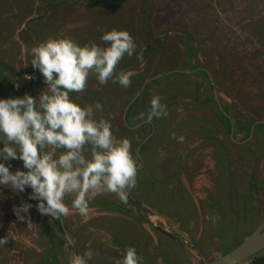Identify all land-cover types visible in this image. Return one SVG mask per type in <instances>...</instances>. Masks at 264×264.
Listing matches in <instances>:
<instances>
[{
	"label": "rangeland",
	"instance_id": "1",
	"mask_svg": "<svg viewBox=\"0 0 264 264\" xmlns=\"http://www.w3.org/2000/svg\"><path fill=\"white\" fill-rule=\"evenodd\" d=\"M92 3L93 0H0V59L13 63L14 68L9 66L12 72L31 82L36 98L46 85L40 71L30 63L31 49L47 38L72 34L75 42L107 47L108 42L101 36L116 29L126 30L136 44V52L132 56L125 54L116 66V72L134 74L129 87L119 88L113 79L100 84L90 73L85 89L70 93L73 102L81 107L89 105L86 92L92 94L94 104L99 102L103 109L94 110L93 118L108 120L117 140L130 141L131 154L138 163L136 187L128 197L131 204L125 205L117 194L105 192L91 200L88 215L81 216L72 207L73 197L66 195L64 203L69 211L62 217L65 222L61 218L59 221L63 232L69 226L70 237L68 231L66 235L71 242L68 246L64 243L61 253L71 255L72 247L74 254L81 251L82 255L89 250L90 242L91 250L98 255L89 264H115L122 259L115 254L122 255V247L127 245L135 248L138 264H202L200 251L211 261L239 244L245 232L264 219V158L251 166L252 153L263 146L264 132H259L261 140L257 144L235 146L243 132L233 136L232 141L226 136V122L220 121L216 109L223 115L224 110L204 103L210 97L208 80L202 75L193 76L196 70L188 74L190 83H201L198 102L193 101L190 91L179 92L171 80L163 79L151 85L148 97L144 92L138 99V109L131 111L129 122L126 120L131 128L124 118L129 113L130 100L140 90V81L194 66L208 71L219 102H227L230 112L236 115L239 110L241 116L251 117L250 132L253 125L264 122V0H125L104 9ZM55 4L53 15L41 13ZM185 37L194 43L192 56L185 47ZM160 40L164 43L158 50ZM145 44L149 47L140 59L141 45ZM142 71L146 74L141 78L138 75ZM10 81L14 88L20 86L11 74ZM156 89L160 90L154 93ZM159 92L163 94L158 95L161 103L170 104L166 108L168 115L154 118L150 130L143 123H148L151 98ZM182 96L185 98L181 102H172ZM141 113L144 119L138 118ZM139 120L145 121L138 124ZM173 132L185 137L184 141L171 138ZM143 142L145 146L138 148ZM161 150L166 154L163 158ZM90 152L91 145H85L82 154L90 158ZM0 162L10 171L22 170L20 160L4 161L0 157ZM2 188L0 185V194ZM17 192L26 196L23 200L29 198L32 189ZM103 201H108L107 207L101 205ZM114 205L124 210H115ZM236 210L240 213L235 215ZM21 215H29L30 222L19 227L26 221L18 220L11 211L6 225L0 209V237L8 236L11 247L7 250L0 245V264H25L28 249L35 255H44L32 213ZM257 254H264V248Z\"/></svg>",
	"mask_w": 264,
	"mask_h": 264
},
{
	"label": "clouds",
	"instance_id": "2",
	"mask_svg": "<svg viewBox=\"0 0 264 264\" xmlns=\"http://www.w3.org/2000/svg\"><path fill=\"white\" fill-rule=\"evenodd\" d=\"M101 40L108 42V46L100 47L95 43L79 46L70 37H49L33 46L30 63L42 74L46 88L40 91L38 98L28 93L22 97L0 98V140L3 141L0 157L4 161L20 160L25 169L17 168L13 172L0 162V185L13 192H23L30 187L29 199L37 201L35 207L40 214L51 218L60 219L68 213L64 203L66 195L73 197L72 207L78 214L87 216L90 201L98 195L115 193L126 205L130 190L136 187L138 163L131 154L130 141L117 140L108 120L93 118L94 109L103 110L99 102L81 107L70 98V93L85 89L90 73L96 75L100 84L113 79L122 87L130 86L133 73L116 72V66L125 54L132 56L136 52L132 36L126 30L112 29L104 32ZM143 52L141 49L138 58H143ZM178 71L184 72H175ZM167 72L172 71L163 75ZM143 89L140 87L128 108ZM150 105L148 122L167 117L166 105L161 103L160 96L153 94ZM138 118L144 119V114ZM124 122L131 128L125 118ZM170 135L179 142L185 139L175 132ZM85 145H91L90 158L82 154ZM46 146H50L51 151L43 152ZM58 148L65 151L54 158ZM165 155L161 150V158ZM31 207L22 202L19 207H13V212L18 220L30 222L21 212L28 213ZM8 239V236L0 237V245ZM88 247L82 255L71 254L69 264H88L98 255L91 250L90 242ZM115 264H138L135 248L129 247Z\"/></svg>",
	"mask_w": 264,
	"mask_h": 264
},
{
	"label": "trees",
	"instance_id": "3",
	"mask_svg": "<svg viewBox=\"0 0 264 264\" xmlns=\"http://www.w3.org/2000/svg\"><path fill=\"white\" fill-rule=\"evenodd\" d=\"M124 1L125 0H93V3L90 4V5H98V6H100V8L102 7V9H104V8L115 7V6L123 3ZM88 2H92V0H88ZM56 7H57L56 4L55 5H50V7H49L50 10L49 11L46 9V10H43L41 13L45 14L46 11H47L48 14L50 12V15H53L54 14L53 10L56 9ZM66 37H68V36H66ZM69 37H71V39L74 38V36L72 34H70ZM60 38H63V36L60 37ZM185 38L187 39L186 42H185ZM185 38H184V42L185 43L184 42L183 43L185 44V47H186L187 52H188V55L192 56L195 53L194 43H193L191 38H187V37H185ZM72 40L75 42L74 39H72ZM76 43L79 46L86 45V44H83L82 42L80 43V41H79V43L78 42H76ZM163 43H164V41H162V40L157 41L156 49L159 50L160 48H163ZM88 45H90V44H88ZM149 45L151 47L153 45V43L152 44L149 43ZM149 45L148 44L141 45V49L148 50ZM153 47H154V45H153ZM1 62H4V61L0 59V63ZM5 64H7V65L6 66H1V64H0V98H9V97H17V96H21L22 97L24 95V93H28L29 95H32L34 97V90H33V86L31 85V82H29L26 79L23 81L20 78H17V76L15 77L16 73L12 72V70L10 71L8 69L9 66L14 68L13 63L5 62ZM193 69H194V66H192L188 71H191ZM171 71L172 72L170 74H167L164 77L163 76H159V77L153 79L151 82H149V83H147L145 85L143 91L138 96H136V98L133 100V102H131V106L129 107V113H127L126 116H125V119L127 120V122H129L131 111L133 112L136 108L138 109L137 101L141 97V95H143L144 92L147 95L149 90H150L151 85L152 84H159V82H161V80H163V79L171 80L172 81L171 82L172 85L174 87H177L179 92L183 91V90L190 91L189 94L192 95L193 101H195V103L198 102L199 95H200L199 86L201 85V83L198 80H195V82L191 81V83H190L191 77H190V74H188L187 70H184V72L183 71L174 72V70L172 69ZM5 73H7V74H5ZM10 74L13 75L16 78V82L19 83L20 86L18 88H14L13 85L11 84ZM144 74H146L145 71H142L138 76L139 77L141 76V78H142V76ZM194 75H202L204 78H206L208 80V88H206V89H207V91H209L210 97L205 98L204 99V103H207V105L209 104L210 106H214L215 108H219L217 103H216V100L214 99V96L212 94V90H211V88H212L211 84L212 83L210 82V76L208 75V73L204 69H198V70H196V72H194L193 76ZM134 77L135 76L133 74L130 79H133ZM182 79L184 80L183 83L180 82ZM116 84H117V87L121 88V85H119V83H116ZM140 85H142V81L139 82V86ZM119 88H117L118 89L117 91H121ZM112 89H114V88H112ZM159 90L160 89L154 90V93L158 92ZM85 91H87V90H85ZM204 93L207 94L206 92H204ZM74 95H76V94H74ZM156 95H163V94H162V92H159V94H156ZM91 96H92V94L89 95L88 92H86V96H85L86 97V101L89 102V105H93L94 106L95 104H94ZM148 96L149 95H147V97ZM94 97H95V95H94ZM183 98H185V96H182V97L178 98L177 100L173 99L172 102H175V103L181 102ZM146 102L147 101H145L144 104ZM165 105H166V108L169 109V105L170 104L166 103ZM216 111H217L218 117L220 118V121H223V120L226 121V136L230 137V133H231V130H232V133H233L234 137L237 135L238 132H243L242 137L239 138L238 141H245V140H247V138H249L251 125L253 124V120L249 119L251 117L248 116V118H247L245 115L241 116V113H240L239 110H237V114L236 115L234 114L233 111L232 112H233L234 115L232 114V112L229 111L230 112L229 115L231 116L230 120H229V119H227V117L225 118V116L222 113H220L219 110L216 109ZM190 117L192 119L193 118L197 119V117L193 116V115H191ZM143 121H145V120H139L138 124H141ZM143 124L145 126L149 127L150 130H152V126H151L150 122H148V123L145 122ZM129 125H131V124L129 123ZM144 125H142L141 127H143ZM257 125H255V127H254V129L252 131V134L250 136V140L244 142L243 144L242 143L241 144H235L234 143L235 146H238V147L240 146L241 147V145H243V146L248 147V146L257 144L261 140L260 137L258 136L259 132L260 131L264 132V130H263L264 129V123H260V124H257ZM137 128H136V130H137ZM138 129H140V127ZM257 129H258V131H257ZM0 136H2V134H0ZM149 139H151V137ZM230 141H232L231 137H230ZM253 142H254V144H253ZM262 143H263L262 148H260V150H258L257 149L258 147H256V152L252 153V164H251L252 168L255 167L256 163L260 159L264 158V139H262ZM143 146H145V143L142 144L141 147H143ZM2 147H3V141L0 140V148H2ZM216 160L219 162L220 158L216 157ZM21 164H22V161H21ZM21 168H22V170H25L23 168V166H21ZM250 174H251V172H250ZM107 204H108V201H103L101 203V205L103 207H107ZM128 204H131L130 200H128ZM113 207H114L115 210H118V211H123L124 210V208H122L119 205H114ZM241 211H243V210H241ZM234 212H235V215H236L239 212V210H236ZM38 220H39V223H37V226H36L37 234L39 236V242L38 243H39V245L44 247V249H43L44 250V255H43V257L40 260L37 261L36 264H47V263L60 264V263H62V259H60L62 257V253H61L62 249L61 248L63 246V241L64 240L65 241L66 240H70V238H69L70 237V235H69V230H70L69 226L67 228L68 235H69V237H68L66 235L67 231L63 232V230L60 228L61 224H60L59 219L51 218L48 215L40 214ZM252 231H253V229H251L249 231H246L245 234H244L245 235L244 237L248 236ZM179 236H181V235H179ZM169 239H171V238H169ZM172 239H175V236ZM9 244H10L9 241L7 240V242L5 244H3L1 246V248H6L7 250H11V247H9ZM123 245H124V243H123ZM124 247H122V249H124V253H125L126 250L130 246L127 245L125 248ZM69 248H70V246H69ZM196 250L198 251L197 247H196ZM70 251H71V253L74 254L75 249H73L71 247ZM27 252L28 253L26 255L24 263L25 264H35L34 263L35 259H33V256L35 255V253L32 250H29V249H28ZM80 253H81V251L78 252V254H80ZM123 254L122 255L115 254V255H117L119 257H122ZM57 255L60 256V258H57V259L54 258L57 261L54 260L53 258L51 260L48 258V256H57ZM201 258H202V264H207L208 263V261L206 260L205 257L201 256ZM90 262H92V261H89L88 264ZM244 262H247V264H264V254H261V255L255 254V255L249 257ZM64 263L66 264V260H65Z\"/></svg>",
	"mask_w": 264,
	"mask_h": 264
},
{
	"label": "flooded vegetation",
	"instance_id": "4",
	"mask_svg": "<svg viewBox=\"0 0 264 264\" xmlns=\"http://www.w3.org/2000/svg\"><path fill=\"white\" fill-rule=\"evenodd\" d=\"M1 63H4V62H1ZM0 63V64H1ZM5 64V63H4ZM1 66H6V64L5 65H2L1 64ZM8 68H10V67H8ZM198 69H204L207 73H208V71L205 69V68H203V67H196V68H194L193 70H198ZM11 71V70H10ZM31 71V70H30ZM208 75H209V73H208ZM17 76V78H20L21 80H25L26 78H23L22 76L21 77H19V75H16L15 74V77ZM31 76V74H30V72H29V77ZM210 76V75H209ZM26 80H28V79H26ZM212 78L210 77V82L212 83ZM211 90H212V94H213V88L216 90V88H215V86H214V82H213V84H211ZM216 93H217V90H216ZM214 96V95H213ZM217 96H218V93H217ZM215 99V98H214ZM218 101H219V96H218ZM219 105H220V107L222 108V110H224V116H225V118L227 117V115L230 113L229 112V107L231 108V106L229 105V107L227 106L228 104H227V102H223V103H221V102H219ZM224 107H226L227 108V110L224 108ZM221 108H219L220 110H221ZM226 112L228 113V114H226ZM227 119H229V118H227ZM223 123L224 122H226L225 120H223L222 121ZM248 140H250V137L249 138H247V140H245V141H238L237 143H239V144H241V143H244V142H246V141H248ZM43 152H49V151H51V147L50 146H46L43 150H42ZM63 151H65V149H63V148H58V149H56V151H55V153H54V158H58V156H59V154L60 153H62ZM26 196L25 195H22V193H18V192H13L12 190H11V188H9V187H5L4 186V188H2V190H1V194H0V209L3 211V216H4V220H5V223L4 224H6V225H8V223H7V220H8V218H9V214H10V212L12 211V213H14L13 212V207L14 206H16V207H19V205L22 203V202H27V203H29V204H31L32 205V207L29 209V211H28V213H32V215H33V224L34 225H36L37 226V223H39V220H38V218H39V215H40V213H39V211L37 210V208L35 207V205H36V203H37V201L36 200H31V199H29V198H27V199H23L22 200V198H25ZM28 197V196H27ZM65 201V200H64ZM36 209V210H35ZM30 215V214H29ZM29 215H27V217L28 218H30L29 217ZM62 219V218H61ZM63 220V219H62ZM23 224H27V222H23V223H21L20 224V226L19 227H21ZM65 242H67V246H68V244L71 242L70 240H67V241H63V245H64V243ZM63 247V246H62ZM42 248H44V247H42ZM71 252V251H70ZM70 254H72V253H70ZM70 256V255H69ZM69 256H65V254L64 255H62V257L60 258V256L58 255V258H60V259H62V263L63 264H65L64 262H65V260H66V264H68L69 262H68V260H69ZM40 257H43V256H40V255H34L33 256V259H35V260H38ZM45 257V256H44ZM24 258H26V257H24ZM48 258L51 260L52 258L54 259V258H57L56 256H48ZM25 260V259H24ZM24 260H23V263H24Z\"/></svg>",
	"mask_w": 264,
	"mask_h": 264
},
{
	"label": "water",
	"instance_id": "5",
	"mask_svg": "<svg viewBox=\"0 0 264 264\" xmlns=\"http://www.w3.org/2000/svg\"><path fill=\"white\" fill-rule=\"evenodd\" d=\"M1 64L5 65L4 63H1ZM8 69L11 70V68H8ZM167 73H170V72H167ZM156 77L158 76L156 75L151 78H148L142 84L141 90L144 88V85L147 82L155 79ZM212 84H213V81H212ZM213 95H214V98L216 100L218 107L221 108L219 105L216 90L214 88H213ZM227 118H229L230 120L229 115H227ZM261 123H264V122H261ZM255 125L252 126V129L253 127H255ZM230 136L231 138L233 137L232 130H231ZM164 233L165 231H163V234ZM263 248H264V219L259 223V225L256 228L253 229V231L248 236H246L242 241H240L239 244H237L235 247H233L231 250L227 251L226 253H223L219 255L218 257L212 259L211 261H208L207 264H240L244 262L245 260H247L249 257L257 254V252H259ZM201 255L204 256L202 252H201Z\"/></svg>",
	"mask_w": 264,
	"mask_h": 264
}]
</instances>
